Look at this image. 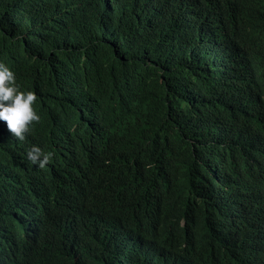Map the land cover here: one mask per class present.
Here are the masks:
<instances>
[{"label":"trees","instance_id":"16d2710c","mask_svg":"<svg viewBox=\"0 0 264 264\" xmlns=\"http://www.w3.org/2000/svg\"><path fill=\"white\" fill-rule=\"evenodd\" d=\"M0 63V264H264V0H0Z\"/></svg>","mask_w":264,"mask_h":264},{"label":"clouds","instance_id":"9594fccd","mask_svg":"<svg viewBox=\"0 0 264 264\" xmlns=\"http://www.w3.org/2000/svg\"><path fill=\"white\" fill-rule=\"evenodd\" d=\"M37 97L31 90H21L16 84L14 72L0 63V121L10 136L25 141L29 135L28 126L40 117L33 109ZM51 152H43L41 147L32 145L26 158L33 165L44 168L51 160Z\"/></svg>","mask_w":264,"mask_h":264}]
</instances>
